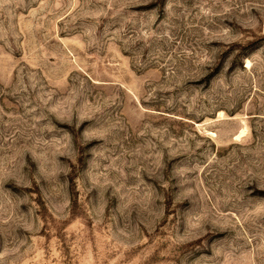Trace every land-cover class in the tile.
<instances>
[{"label":"rangeland","instance_id":"374dc122","mask_svg":"<svg viewBox=\"0 0 264 264\" xmlns=\"http://www.w3.org/2000/svg\"><path fill=\"white\" fill-rule=\"evenodd\" d=\"M0 264H264V0H0Z\"/></svg>","mask_w":264,"mask_h":264}]
</instances>
